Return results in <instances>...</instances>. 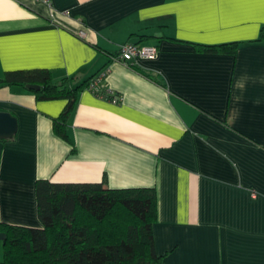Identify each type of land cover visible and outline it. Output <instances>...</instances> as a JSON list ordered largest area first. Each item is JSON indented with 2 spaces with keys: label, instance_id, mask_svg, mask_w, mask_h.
Segmentation results:
<instances>
[{
  "label": "crops",
  "instance_id": "crops-1",
  "mask_svg": "<svg viewBox=\"0 0 264 264\" xmlns=\"http://www.w3.org/2000/svg\"><path fill=\"white\" fill-rule=\"evenodd\" d=\"M263 27L261 0H0V77L107 71L77 92L67 137L66 99L0 85L17 121L0 137V222L43 227L40 179L151 187L162 264H264ZM126 41L158 53L125 64Z\"/></svg>",
  "mask_w": 264,
  "mask_h": 264
},
{
  "label": "trees",
  "instance_id": "trees-1",
  "mask_svg": "<svg viewBox=\"0 0 264 264\" xmlns=\"http://www.w3.org/2000/svg\"><path fill=\"white\" fill-rule=\"evenodd\" d=\"M260 40H264V27ZM92 77L73 86L69 78L54 81L47 68L16 69L6 71L0 85L20 86L39 100L66 99L53 119V129L67 137L77 92ZM36 199L43 227L0 222V233L5 234L1 264H162L152 232L157 219L154 188L40 179Z\"/></svg>",
  "mask_w": 264,
  "mask_h": 264
},
{
  "label": "built area",
  "instance_id": "built-area-1",
  "mask_svg": "<svg viewBox=\"0 0 264 264\" xmlns=\"http://www.w3.org/2000/svg\"><path fill=\"white\" fill-rule=\"evenodd\" d=\"M49 3L50 0H42ZM80 36L84 35V31L78 32ZM158 53V48L155 45L141 44L133 41H126L119 46L117 50V59L125 64H135L140 58H154ZM106 70L96 73L88 84L90 89L101 91L103 89V78L105 77Z\"/></svg>",
  "mask_w": 264,
  "mask_h": 264
},
{
  "label": "water",
  "instance_id": "water-1",
  "mask_svg": "<svg viewBox=\"0 0 264 264\" xmlns=\"http://www.w3.org/2000/svg\"><path fill=\"white\" fill-rule=\"evenodd\" d=\"M31 88H38V86L30 85ZM17 130L16 118L7 111H0V137H11ZM5 237L4 233H0V239Z\"/></svg>",
  "mask_w": 264,
  "mask_h": 264
},
{
  "label": "snow or ice",
  "instance_id": "snow-or-ice-1",
  "mask_svg": "<svg viewBox=\"0 0 264 264\" xmlns=\"http://www.w3.org/2000/svg\"><path fill=\"white\" fill-rule=\"evenodd\" d=\"M261 3L264 4V0H261Z\"/></svg>",
  "mask_w": 264,
  "mask_h": 264
}]
</instances>
